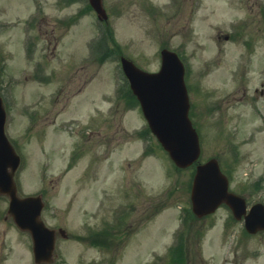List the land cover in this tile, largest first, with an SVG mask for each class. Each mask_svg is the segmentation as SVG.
<instances>
[{
    "label": "rangeland",
    "instance_id": "rangeland-1",
    "mask_svg": "<svg viewBox=\"0 0 264 264\" xmlns=\"http://www.w3.org/2000/svg\"><path fill=\"white\" fill-rule=\"evenodd\" d=\"M73 1L0 0V23H14L0 25V91L8 108L9 138L23 153L21 191L28 195L45 191V221L69 237L60 241L59 252L66 258L61 264H153L152 253H160L171 264L165 252L190 208L192 168L177 169L148 133L137 134L145 121L123 82L120 58L153 72L160 67V48L184 46L193 117L203 137L201 160L216 157L224 167L232 164L231 188L240 193L237 182L246 185L264 177V133H257L252 144L245 143L263 115L233 102L231 117L235 119L239 110L243 120L229 122L237 125L229 136L235 129L240 134L228 138V124L221 125L220 117L229 111L228 103L212 118L204 105L206 86L214 92L210 101H222L234 91L224 71H234L238 65L237 32L233 31L234 43L223 44L232 53L223 59L222 68L207 71L205 77H211L206 79L205 61L218 56L208 33L213 28L218 36L227 33V22L216 23L218 14L211 15L208 25L209 16L193 17L189 12V0L175 5L170 0H104L108 18L101 23L88 13L84 1ZM71 14L78 19L64 22L63 17ZM246 30L252 34L257 27ZM259 40H264V33ZM91 43L93 48L88 49ZM199 45L207 46L205 53ZM255 87L260 88L254 80L249 82L247 93ZM259 106L264 113V100ZM225 139H232L239 152L233 150L232 156L225 152ZM250 163L254 172L248 179ZM248 200L264 203V180L261 191ZM5 207L0 201V211ZM228 215L224 208L209 218H191L172 264H264V234L240 236V225L229 224ZM8 228L9 222L0 231V264H25L26 253L20 248L27 249L29 233L17 236L10 255ZM99 245L117 253L101 255ZM230 247H236L235 254ZM227 259L231 262L225 263Z\"/></svg>",
    "mask_w": 264,
    "mask_h": 264
},
{
    "label": "water",
    "instance_id": "water-1",
    "mask_svg": "<svg viewBox=\"0 0 264 264\" xmlns=\"http://www.w3.org/2000/svg\"><path fill=\"white\" fill-rule=\"evenodd\" d=\"M122 66L124 72L130 76L132 88L140 98L144 115L159 142L177 167L189 166L198 158L199 147L197 136L187 118L186 93L183 86H180L182 69L175 56L166 55L161 73L152 80L155 83L144 84V86H140L138 80L142 77L151 80L154 76H144V73L125 59H122ZM4 123L5 112L0 99V193L11 195L10 206L16 222L22 227H28L30 222L27 217L38 215L34 211L28 212V208L32 207L33 203L29 201L30 198L16 200L12 185L9 190L4 186L5 181L7 184V181L11 180V175L7 173L8 167L14 171L19 163L18 157L5 137ZM227 188V180L214 160L197 166L191 189L193 212L201 217L212 212L222 202L236 210H241L242 202L229 194ZM246 227L249 232L264 229L262 206L251 208L246 218Z\"/></svg>",
    "mask_w": 264,
    "mask_h": 264
},
{
    "label": "flooded vegetation",
    "instance_id": "flooded-vegetation-1",
    "mask_svg": "<svg viewBox=\"0 0 264 264\" xmlns=\"http://www.w3.org/2000/svg\"><path fill=\"white\" fill-rule=\"evenodd\" d=\"M64 1H67V0H64ZM77 1H81V0H77ZM189 1L191 2L190 12L191 13L193 12V15H194L195 11L200 8V5H201L200 0H189ZM205 4L208 8V12H207L208 14H211V15L218 14L221 16H225L230 13V15L232 16L226 20L227 22L226 26L230 27L232 30H231V33L225 34V35L223 34V36H219L217 37L216 40L211 41L210 47L213 48L214 51L215 50L217 51L218 56L215 61H212V60L205 61L206 68L202 69L203 78L208 79L211 77V76L205 77V76H208L207 71L217 69L220 66L222 68L223 59H226L225 57L232 53V50L229 49L228 46H225V45L223 46V44L228 41L234 43L235 37L233 36V31L237 32V44H234V47L235 45H237V52H238L237 53L238 54V65L236 69L233 71V69L230 68V70L232 71L229 72L227 69L224 68L226 70L224 71V75H228L230 77L231 83L233 85L232 89L234 91L233 92L231 91L226 98L222 99V101L221 99L210 101L211 98H214V95H213L214 92L213 90L209 89L206 86V88L208 89V91L205 94L207 102L204 101V105H206L207 108H209V110L207 111V115L208 117L212 118L211 115L213 114L214 115L222 114V108H223L222 105L225 102L228 103L226 104L227 110H229V106L233 102H236V105H240L241 108L243 104H247V107H249L252 110V112H254L256 115L258 116L263 115V118L261 119V126L264 129V113L263 111H260L259 109L260 107L259 103L264 100V40L263 41L259 40L260 33H264V29H262L264 28V0H221V1L220 0H208L207 3ZM221 12L224 14H222ZM185 13L187 14L188 10H186ZM72 15H76V14H72ZM248 26H256L257 30L254 31L252 34H250L248 30H246ZM203 53H205V50L203 51ZM203 70L204 72L206 71L204 74H203ZM188 76H189V73H188ZM253 80L255 81V85L258 84L260 88H256L257 87L256 86L253 89V93L250 94V93H247V84L249 82H252ZM188 89H189V86H188ZM239 92L241 93V96L240 95L236 96L235 94ZM57 100H58V97H56L55 103ZM220 101L222 102V104ZM210 106H213V107H210ZM220 117L223 119V122L221 125L227 126L228 124V138L230 136L234 138L236 136L237 130L236 129L233 130L230 136H229V132L230 130H232V128L237 127V125H233V126L229 125V122L239 120L240 123H242V114H240L239 110L238 111L235 110V113H234L235 119H233L230 115V110H229L227 111L225 115H221ZM82 136L85 137L84 134H82ZM226 136H227V133H225V137ZM249 136L250 138H252L254 135L253 133H250ZM225 140H224L225 141V152L229 151L232 156L234 152L233 150H235V152L238 151L239 146L235 145V142L232 139H231L232 141L229 139L228 140L225 139ZM238 152H237V156H238ZM225 166L226 167L223 166L225 172L231 173L232 164L230 165L226 164ZM13 229H15L14 236H9L6 239V243H9L10 245V249H9L11 252L10 255L13 254L12 249L16 248L14 246V242L18 244L19 239L17 236L19 234L21 236L23 233V232L18 231L16 228H14V226H13ZM95 234H97V232ZM55 235L57 237V235H62V234L55 233ZM30 239H29L30 244L27 245V249L25 248V246H24V249L20 248L22 251L26 253L25 256L27 257V262L25 264H38V263L45 264V263H41L44 260H38V262H36V260L34 261L32 243ZM22 245H24L23 242H22ZM29 245H31V250L29 249ZM99 250L101 251V255H104L105 253L104 251L108 253L107 256L109 255L112 256V255H115V253H117V251L115 252L114 248L107 249L105 245H101ZM165 255L171 257V260H170L171 264L173 263V260L176 259L175 257L176 254L173 255L168 250H166ZM53 256H54V260H53L54 262L56 258V254L54 253ZM168 262L166 261L165 257H159L155 259V261L152 263L153 264H168Z\"/></svg>",
    "mask_w": 264,
    "mask_h": 264
}]
</instances>
